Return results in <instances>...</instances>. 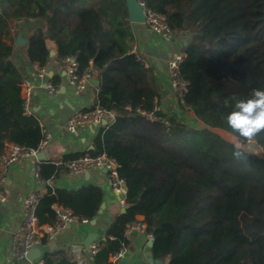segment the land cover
Here are the masks:
<instances>
[{
    "label": "trees",
    "instance_id": "16d2710c",
    "mask_svg": "<svg viewBox=\"0 0 264 264\" xmlns=\"http://www.w3.org/2000/svg\"><path fill=\"white\" fill-rule=\"evenodd\" d=\"M142 1L170 30L185 34L182 108L192 112L195 125L157 110L156 75L133 52L126 0H0V157L10 144L37 149L43 138L38 116L24 113V76L13 61L14 42H7L13 22L41 20L45 30L25 44L28 63L49 66L52 43L56 61L74 59L79 75L93 71L99 80L95 106L113 114L95 132L91 149L62 160L106 155L119 165L125 212L114 217L88 264H111L110 257L128 246L126 227L137 217L154 236L150 254L161 264H264V137L250 142L261 156L248 143L247 159L237 160L235 143L220 134L237 141L226 116L236 100L264 90V0ZM64 172L63 165L43 161L38 176L51 182ZM103 202L98 185L49 186L39 195L36 216L41 225H54V208L62 207L91 222ZM41 260L76 264L61 251L44 252Z\"/></svg>",
    "mask_w": 264,
    "mask_h": 264
},
{
    "label": "crops",
    "instance_id": "0c3cea01",
    "mask_svg": "<svg viewBox=\"0 0 264 264\" xmlns=\"http://www.w3.org/2000/svg\"><path fill=\"white\" fill-rule=\"evenodd\" d=\"M40 22L41 20H31L27 23L13 22L9 30L7 42L13 41L15 45L13 61L24 77H32L33 70V64H29L25 57V44L32 33L45 30V23L41 25ZM130 24L134 39L133 52L141 56L146 66H150L156 75L159 94L158 110L169 117H184L180 97L170 84L168 68V62L173 54L182 52L184 37L178 34L171 39L163 38L153 33L143 23L130 22ZM49 45L52 52V61L47 66L49 74L51 73L49 79L54 77L59 80V84L56 85L57 91L51 95L43 84L32 78L34 91L30 107L32 114L38 116L43 129L53 135L50 145L44 150V161H52L59 165L63 162L65 155L92 148L91 142L99 127H84L72 135L66 131L65 125L74 112L92 109L96 105L99 83L95 85L90 82L83 93L75 95L68 84L65 65L55 60V47L52 43ZM93 78L98 80L94 75ZM187 110L186 113H189V109ZM190 114L193 116L192 112ZM41 162L43 161L36 157H30L10 166L6 181L0 186V193L5 198V202H0V264H7L10 259L14 237L20 232L24 220L23 203L28 195H43L49 186L75 190L94 184L100 186L104 192V209L101 214H98L96 224L94 226L91 224L70 225L59 233L49 247L41 248L42 254L61 251L76 264H88L92 255L84 245L87 236L97 233L98 237L95 241L102 239L114 217L123 213L125 207L119 204L118 196L112 191L105 171L90 170L77 177H69L64 172L59 179L43 182L38 176ZM126 237L128 246L117 264H151L149 262L151 247L146 237L139 231L128 232ZM18 264H30V262L22 261Z\"/></svg>",
    "mask_w": 264,
    "mask_h": 264
},
{
    "label": "built area",
    "instance_id": "2783aa9c",
    "mask_svg": "<svg viewBox=\"0 0 264 264\" xmlns=\"http://www.w3.org/2000/svg\"><path fill=\"white\" fill-rule=\"evenodd\" d=\"M138 4L142 8V13L145 18L144 25H146L153 33L163 38L171 39L176 35L185 34L173 32L165 23L163 15L154 12L146 7L142 0H137ZM183 61V53L176 52L173 54L168 62V68L170 73V84L176 90L180 97V103L183 105V95L187 92V83L182 81L179 76V67ZM65 65V72L68 78V84L72 88L75 95L83 93L87 86L90 84L93 77V71L87 69L82 75L77 73V62L74 59H66L63 61ZM32 77H24L20 84L21 96L24 103V113L31 115V102L33 98L34 85L32 78L39 81L40 84L53 95L57 91V86L54 85L49 79V69L47 66H39L33 64ZM158 110V109H157ZM145 115V113H142ZM148 119L156 121L157 118L152 114L147 115ZM113 119V114L106 109L97 106L92 109H82L74 112V114L68 119L65 125V129L68 133L74 135L79 129L84 127H100L103 123H108ZM166 125H169L168 121L162 120ZM43 138L37 149H26L25 147L10 144L7 146L3 155L0 157V186L6 181V174L10 166L20 162L24 158L36 157L40 152L50 145L53 135L43 129ZM63 165L66 175L69 177H77L90 170H101L107 174L112 191L118 196V202L122 207H125V189L123 182L119 179L118 168L119 165L114 160L108 158L106 155L98 157L84 156L78 160L67 162ZM39 201V195H28L23 203L24 208V220L20 228V232L15 235L13 241V247L10 259L7 264H18L22 261H28V255L34 248H42L43 240L46 239L48 243H51L59 235L60 232L68 228L73 224L89 225L91 222L85 218H78L72 214V212L66 208L55 207L57 214V221L54 225H41L38 217L36 216V208ZM0 202H5V198L0 193ZM131 231H139L143 234L147 243L151 244L154 241V236L149 234L146 230V224L143 217H137L136 220L126 227V233ZM98 249V242L94 241L89 247L88 251L90 255H94ZM126 248L123 247L119 252L110 257L111 264H117L119 259L124 255ZM30 264H43L41 257Z\"/></svg>",
    "mask_w": 264,
    "mask_h": 264
},
{
    "label": "clouds",
    "instance_id": "9594fccd",
    "mask_svg": "<svg viewBox=\"0 0 264 264\" xmlns=\"http://www.w3.org/2000/svg\"><path fill=\"white\" fill-rule=\"evenodd\" d=\"M224 104L227 106L228 100ZM225 120L231 132L238 137L233 145L234 158L247 159L243 149L264 133V90L253 89L250 98L236 100Z\"/></svg>",
    "mask_w": 264,
    "mask_h": 264
},
{
    "label": "water",
    "instance_id": "95a60500",
    "mask_svg": "<svg viewBox=\"0 0 264 264\" xmlns=\"http://www.w3.org/2000/svg\"><path fill=\"white\" fill-rule=\"evenodd\" d=\"M126 6L128 9L129 21L134 22V23H143L144 24L145 18H144L143 13H142V8L138 4V1L137 0H127ZM50 74H49V76H51ZM90 82L97 85L99 83V80L92 77ZM103 124L105 125L106 122H104ZM36 158L40 161H44L45 160L44 152L38 153L36 155ZM103 209H104V205L101 206V208L99 210V214L102 213ZM122 212L124 213L125 209H123ZM96 222H97V218L91 221V225L94 226L96 224ZM97 237H98L97 233L89 234L87 236L86 240L84 241L85 247L89 249V247L96 240ZM150 247H152V243L150 244ZM41 256H42L41 249L40 248H34L30 251V253L28 255V261L33 262V261L39 259ZM149 262L151 264H161V262L159 260H154L152 257L149 258Z\"/></svg>",
    "mask_w": 264,
    "mask_h": 264
},
{
    "label": "rangeland",
    "instance_id": "374dc122",
    "mask_svg": "<svg viewBox=\"0 0 264 264\" xmlns=\"http://www.w3.org/2000/svg\"><path fill=\"white\" fill-rule=\"evenodd\" d=\"M40 23H41V25H42L43 21H41ZM36 26H38V24H37ZM184 37H185V36H184ZM229 76L233 78L232 75L229 74ZM183 116H184V118H185L186 120H188L192 125H195V122H193V121H194V120H193L194 118H193V116H192L190 113H188V112L186 113V111L183 110ZM190 120H191V121H190ZM220 134H221V136H223V137H224L225 139H227L228 141H231V142H234V143L237 142L236 139H235L234 137H232V136H230V135H228V134H226V133H224V132H220ZM261 134H262V136L264 137V133H261ZM246 148H247L249 151H251V152H253V153L258 154V155L261 156V152H259V151H260V150H259V147L256 146L255 144H253V143H249L248 146H247Z\"/></svg>",
    "mask_w": 264,
    "mask_h": 264
}]
</instances>
